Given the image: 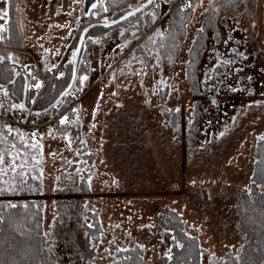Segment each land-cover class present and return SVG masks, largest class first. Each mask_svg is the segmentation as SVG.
<instances>
[{"label":"rangeland","instance_id":"rangeland-1","mask_svg":"<svg viewBox=\"0 0 264 264\" xmlns=\"http://www.w3.org/2000/svg\"><path fill=\"white\" fill-rule=\"evenodd\" d=\"M143 1L118 0L109 7L104 0L109 11L89 17L82 14L83 0H14L19 45L0 43V49L13 55L14 71L30 72L42 82L39 90L30 88L36 99L53 77L72 69L71 50L81 26L112 20L116 11ZM191 2L193 10L186 17L180 13L179 23L169 12L184 0H154L135 16L88 35L79 70L76 65L77 77L88 80L73 84L63 113L57 108L34 112L33 99L23 111L0 109V131L11 124L21 155H37L30 147L32 133L43 147L38 159L44 176L33 188L44 193L48 253L56 244V219L70 217L76 222L71 236L76 252L87 250L88 212L94 211L101 232L90 264H111L133 247L141 249L139 264H164L172 237L166 222L175 211L186 234L198 242L200 264H255L251 256L258 248L263 251L259 264H264V186L253 180L256 144L264 136V0ZM5 10L0 25L6 30L0 36L9 28L10 0H0V13ZM126 41L131 43L117 48ZM225 60L233 63H220ZM0 102L6 107L20 103L2 93ZM73 108L70 125H60L61 116ZM81 141L95 154L88 192L80 182ZM245 224L258 236V248L251 249Z\"/></svg>","mask_w":264,"mask_h":264},{"label":"trees","instance_id":"trees-1","mask_svg":"<svg viewBox=\"0 0 264 264\" xmlns=\"http://www.w3.org/2000/svg\"><path fill=\"white\" fill-rule=\"evenodd\" d=\"M14 0H10V10L7 24L9 28L6 32L2 34L3 39H0V43L5 46H17L19 45V38L17 28L14 22V8L13 2ZM118 0H107L109 7L116 6ZM146 0L143 1V3ZM175 0H171L170 4H173ZM154 2V1H153ZM152 6V5H148ZM93 9L90 10L88 16L92 17L90 14ZM96 12L102 11L101 8L95 10ZM127 11H116L113 19H116L123 15ZM190 10L181 11L179 6L174 7L169 15L172 18L171 21H175V23L180 22V13L183 17H186L189 14ZM139 13V12H137ZM136 13V14H137ZM135 14V15H136ZM134 15V16H135ZM133 16L127 17V19ZM112 19V20H113ZM127 19H123L120 22H123ZM98 20V19H97ZM102 21V20H98ZM118 22V23H120ZM85 25V24H84ZM83 25V26H84ZM81 26V27H83ZM113 25H108L110 27ZM105 25L94 26L88 30L84 39L90 35L97 33L98 29L107 28ZM76 36L75 46L77 45L80 32ZM74 46V47H75ZM0 48H3L0 46ZM2 53V54H1ZM0 55H7V50L0 49ZM77 64V69L79 70L80 64ZM69 66V63H67ZM72 66V64H70ZM11 68L14 71V65L11 61H5V64L0 65V83H5V76L8 75V69ZM77 70V72H78ZM87 67L84 65L82 68V72L86 71ZM77 74V73H76ZM34 75V74H32ZM15 75L11 78L13 79ZM35 76V75H34ZM72 76V69L66 70L64 72V76L60 77V75L52 78V82L49 86H46L43 92L36 98L37 103H34L32 109H39L38 106L41 104L44 106L40 107L43 109L44 107L51 104L55 98L62 92V90L68 85L70 81V77ZM36 77V76H35ZM67 80L66 84L65 81ZM30 81L33 82L31 79ZM29 81V85H30ZM9 88L10 92H15V96L12 101L21 102L23 98V89H24V78L22 76L17 77V79L12 84H6ZM32 90V88H31ZM27 92L26 95V109L29 108V105L35 95L33 91ZM70 96V95H69ZM69 96H62L59 100L62 101L58 106L55 103V107H51V109H58L59 112L63 113L66 105L68 104L67 98ZM9 101V100H8ZM39 109V110H40ZM56 111V113L58 112ZM171 112H175L172 110ZM176 113V112H175ZM73 112L68 114L70 118ZM169 117V115H168ZM171 117V116H170ZM73 119V118H72ZM176 122V120H175ZM173 122V125L176 126L177 123ZM70 123V122H69ZM68 123V124H69ZM11 125V124H10ZM70 125V124H69ZM66 126V125H65ZM72 126V125H71ZM74 127V125H73ZM75 128V127H74ZM77 130H80V126L78 125ZM4 134L6 133V129L2 127L1 131ZM71 132V131H69ZM12 144H16L14 131L10 134V139L7 141L4 140L3 136L0 135V150L9 149ZM17 148V147H16ZM78 155L80 156V160L84 162L85 166L82 170L83 179L80 180L81 186H83V192H88L90 190L87 179L88 175L92 171V168L96 167L95 164V154L90 151L85 141L78 147ZM256 154L258 159L256 161L255 172L253 173V180L256 183H260L264 186V181L261 179L260 170L264 168V141L260 140L256 144ZM72 167L75 168L76 164H72ZM4 179H9V177H4ZM29 179V178H28ZM33 187H38L37 182L35 180L29 181ZM2 186V185H0ZM19 194V196H15ZM43 194L38 191V189L34 190H25L20 192H3L0 193V205H6L8 203H14L17 205L15 209H8L6 207L0 208V215L4 216L3 220H0V264H90L88 259L95 255L94 245L96 244L99 233L101 232V223L98 219L97 212L89 211L88 214L92 218L91 224L87 225V242L88 247L83 253H78L75 250L74 245L71 242L72 233L75 230L76 222L72 217L62 221L56 219V233H55V248L53 252L48 253L45 249V233L43 228ZM258 196V200H261L260 193H254ZM21 197V198H20ZM70 203H74V199L69 200ZM248 214V213H245ZM245 224V230L250 232V241H251V249L252 246L259 245V239L256 234H254L253 230H250L249 227ZM166 227L171 230V247H170V255L172 259H169V256H165L164 264H200V247L195 237H190L186 234L183 222L180 216L175 211H170L169 217L166 222ZM175 237V240H173ZM90 243L92 244L90 246ZM178 245H184V247H179ZM254 252V251H253ZM256 253L251 256L254 259L255 264H259L263 256V251L258 248ZM141 262V249L139 247H133L130 252H126L119 259H115L111 264H139Z\"/></svg>","mask_w":264,"mask_h":264},{"label":"snow or ice","instance_id":"snow-or-ice-1","mask_svg":"<svg viewBox=\"0 0 264 264\" xmlns=\"http://www.w3.org/2000/svg\"><path fill=\"white\" fill-rule=\"evenodd\" d=\"M170 0H165V3H169ZM153 4V0H147V5H152ZM101 8L105 13H107L109 11V8L107 6H105V2L104 0H95L94 3L91 4V8L94 10L92 11L90 14L92 15H97L98 12H96L95 10L98 8ZM144 7V5H141L140 7L135 8L133 11H129L127 16H134L137 12L141 11V8ZM156 8L160 7V4H156L155 5ZM193 10V4L191 2V0H184V3L180 6V10L184 11V10ZM0 15L3 16H7L8 13L7 11H3L2 13H0ZM69 15H71V13H69ZM152 18L153 20L156 18V13L153 12L152 13ZM121 19H127V17L122 16ZM79 21L77 20V23ZM113 24L117 23V21H112ZM107 18H105V27H107ZM89 27H92V25H89ZM6 29L3 28L2 25H0V32L5 31ZM85 32L88 31V28L84 29ZM200 31H203V29H200ZM156 34L158 36H160L161 38H163L165 36V34L159 30H157ZM119 35L121 37H124L125 33L123 31H121L119 33ZM133 37H135L137 34L135 32L132 33ZM0 39H3L2 36H0ZM88 39H90L92 41L93 44H98L100 43L99 39H92L91 36L88 37ZM79 43L81 45V47H73V49L71 50V60L69 61L70 64H75L78 62V54L81 51V48L86 47L85 43H84V37H80L79 38ZM131 41H126V43L124 45H120L117 44V48H123V47H127L128 44H130ZM151 43L155 44V41H151ZM145 47H147V45H145ZM175 47V45H174ZM47 49H45V52L47 53ZM233 51H235V49H233ZM58 54V53H57ZM243 55V54H241ZM171 56L169 57V61L171 62ZM5 61H12V63L14 64L16 61L13 57V55L11 53L7 54V55H0V65L5 64ZM141 63H144V61H141ZM220 63H225V64H232L233 61L232 60H225V61H221ZM219 66V64H218ZM53 68L56 67L55 64H53L52 66ZM48 71H52V68H48ZM239 71V70H237ZM13 75H19L18 72L13 71L11 68L8 69V75L5 76V81L6 84H12L14 83V81L12 80V76ZM60 77L64 76L63 72L59 73ZM29 76L31 77V79L33 81H35L34 84H25L24 85V93L27 94V92L29 91L30 88H35L37 90H39L43 84L41 81H37L35 76H32L31 73H29ZM72 83L68 84L67 89H65L63 92L60 93L61 96H69L71 95V88L73 86V84H79V85H83L87 80H88V76L87 75H81L79 77H77L76 74V70L73 69V74H72ZM248 79H251V77H249ZM161 84L165 85V87H167V85L165 84V82L163 80L160 81ZM207 83V81H206ZM5 83H0V93H2L3 97L6 100L12 101L13 97L15 96V92H10L9 88L6 86ZM79 90H82L79 89ZM33 103H37L36 99H33L32 101ZM62 101L57 100L56 104H60ZM259 103V102H257ZM53 107H55V105H53ZM9 108L11 110H19V111H23L25 109V105L23 102L20 103H15L12 102L10 103L7 107L5 106V104L3 102H0V109L4 110V111H8ZM45 111H47V109H45ZM176 112H180V109L177 108L175 109ZM73 113H76V109L73 108L72 109ZM36 115H39V113H36ZM235 119V118H234ZM79 120L78 114H77V122ZM70 122V117L68 115H63L61 116V118L59 119V124L60 125H67ZM93 127H95V125H93ZM4 129H6V133L4 134L3 132H0V135L3 136L4 140L7 141L8 139H10V134L14 131V129L12 128V126L5 124L4 125ZM17 135H21L19 133V130H16ZM49 135H51V132H49ZM224 132L220 133V136H223ZM37 134L36 133H32L31 134V138L33 140V142L31 143L30 147L34 150H37V155H31V154H27V155H21L20 151L17 150L16 145L12 144L10 146V149H5L3 151H0V193H3L5 191L7 192H20V191H25V190H34L33 185L29 182V176L31 175V179L32 180H38V181H42V178L44 176V169L42 167H40L41 164V160L38 159L39 155H42L43 153V147L40 143L39 139H36ZM21 139L23 140L24 137L21 135ZM65 139L68 141V144L71 145V138L69 136H67L65 134ZM260 140L264 141V136L259 137ZM81 143H84V141H81ZM53 155H55L53 153ZM19 157V159H18ZM34 173V174H33ZM260 174H261V179L262 181H264V168H261L260 170ZM4 177H9V179H4ZM57 180H59L60 178L57 177ZM67 179L69 181H72V177L71 175H69L67 177ZM81 179H83V177H81ZM91 181H92V176L89 175L88 177V182H89V187H91ZM8 208V209H15L17 207L16 204L14 203H8L6 205H0V208ZM5 217L0 215V220H3ZM118 227V226H117ZM173 240H175V237H173ZM179 247H184V245H178ZM140 247H143V245H140ZM105 251H108L107 249H105ZM118 251H128V249H118ZM169 259H172L171 256H169Z\"/></svg>","mask_w":264,"mask_h":264},{"label":"water","instance_id":"water-1","mask_svg":"<svg viewBox=\"0 0 264 264\" xmlns=\"http://www.w3.org/2000/svg\"><path fill=\"white\" fill-rule=\"evenodd\" d=\"M153 1H154V0H153ZM94 2H95V0H83L82 14H83L84 16H87V15L89 14L90 10L92 9V8H91V4L94 3ZM141 5H144V7H142L141 9L145 8L146 6H148V5H147V0H146L144 3H142ZM141 5H139V6H137V7H140ZM137 7H135V8H137ZM135 8H133V9H131V10H129V11H133ZM129 11H128V12H129ZM128 12L124 13L123 15H121L120 17H118V18H116V19L108 20V21H107V24H108V25H113L112 21H114V20L117 21V23H118L119 21L123 20V19H121L122 16L128 17V16H127ZM115 24H116V23H115ZM89 25H92V27H94V26H99V25H105V21H91V22H89V23H86V24L82 27V30H81V32H80V36H79V38H80V37H85L86 33L88 32V31H87V32L84 31L85 28H88V30L92 28V27H89ZM76 47H81V45H80V43H79V39H78V42H77V46H76ZM78 57H79V54H78ZM76 65H77V63L73 64V66H72V74H73V69L76 70ZM71 77H72V76H71ZM70 83H72V79H70V81H69L68 84H70ZM25 84H26V83H25ZM67 86H68V85H67ZM67 86L62 90V92H63L65 89H67ZM61 97H62V96L59 94V95L55 98V100H54L51 104H49L48 106L44 107L43 109H40V110H33V111H34V112H43V111H45V109L48 110V109L51 108V107L56 103V101L59 100ZM25 98H26V94L24 93V94H23V98H22V102L24 103V105H25ZM25 106H26V105H25Z\"/></svg>","mask_w":264,"mask_h":264},{"label":"flooded vegetation","instance_id":"flooded-vegetation-1","mask_svg":"<svg viewBox=\"0 0 264 264\" xmlns=\"http://www.w3.org/2000/svg\"><path fill=\"white\" fill-rule=\"evenodd\" d=\"M15 72H18L19 75H15L14 78L12 79L13 81H15L17 79V77L19 78V76H22L24 78V85L25 83L29 84V81L31 80V77L29 76V73L30 72H26V71H20V70H17ZM34 76V75H32ZM23 94H24V89H23ZM27 95V94H26ZM22 102V101H21ZM25 102H26V98H25ZM26 105V103H25ZM34 110V109H33ZM37 110V109H36Z\"/></svg>","mask_w":264,"mask_h":264},{"label":"bare ground","instance_id":"bare-ground-1","mask_svg":"<svg viewBox=\"0 0 264 264\" xmlns=\"http://www.w3.org/2000/svg\"><path fill=\"white\" fill-rule=\"evenodd\" d=\"M99 19V18H98Z\"/></svg>","mask_w":264,"mask_h":264}]
</instances>
